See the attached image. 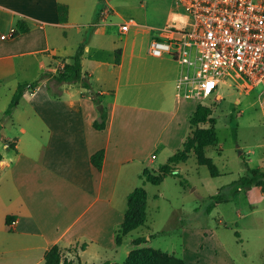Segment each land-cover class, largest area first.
<instances>
[{"label": "crops", "instance_id": "0c3cea01", "mask_svg": "<svg viewBox=\"0 0 264 264\" xmlns=\"http://www.w3.org/2000/svg\"><path fill=\"white\" fill-rule=\"evenodd\" d=\"M60 4L69 7L65 22ZM98 4L0 0V264H46L56 244L77 247L67 250L69 262L122 264L136 247L134 238L126 244V236L117 243L129 195L145 170L159 169L191 136L197 106L177 89L187 67L151 53L158 34L150 26L123 12H97ZM129 18L138 24L122 31ZM19 20L29 29L14 34ZM81 44L91 90L54 77ZM31 57L39 61L33 79L23 63ZM20 84L25 89L11 109ZM104 112L106 127L98 129L94 122ZM102 149L103 166L97 168L92 155ZM252 190L245 194L252 197ZM253 203L248 214L259 205ZM236 234L239 240L229 241L207 226L190 225L177 256L187 264H241L245 250L237 253L228 244L243 242ZM142 236L140 245L151 246L152 235Z\"/></svg>", "mask_w": 264, "mask_h": 264}, {"label": "rangeland", "instance_id": "374dc122", "mask_svg": "<svg viewBox=\"0 0 264 264\" xmlns=\"http://www.w3.org/2000/svg\"><path fill=\"white\" fill-rule=\"evenodd\" d=\"M177 6L176 0H99L96 11L123 12L141 24L150 26L153 33L159 35L160 29L169 22L170 13L173 22L178 18L181 9ZM72 35L76 38L75 33ZM23 63L26 76L33 79L38 73L39 61L31 57ZM44 76L48 77L49 72ZM262 90V85L250 88L240 76L235 79L229 76L222 79L212 96L189 99L195 107L203 103L212 109V120L200 127H212L218 135L216 145L208 146L205 153L214 159L221 174L212 176L208 165L199 163L196 152L191 149L187 161L180 163L175 170L180 176L167 175L159 184L148 181V176L144 177L139 186H143L148 195L147 221L145 225L125 235L128 240L126 244L131 242V238L150 233L153 237L151 246L181 255L185 227L207 226L229 241L239 240L236 234L239 230L243 234V242L239 245L235 241L228 244L235 246L237 253L245 250L246 254L240 257V263L264 264L263 191L255 184L252 186V197H248L245 190L237 192L238 196L229 189L221 190L247 174V164L264 169V109L260 102ZM199 134L191 133L194 138ZM150 172V176H158V171L151 169ZM182 180L186 182L185 185L181 183ZM218 194L230 199L209 208L214 196ZM253 202L259 205L248 214ZM239 215H243L239 221L241 228L237 224ZM136 247L147 246L139 244ZM59 248L63 262L70 261L68 249L72 252L77 249H67L60 245ZM73 261L78 264L76 258Z\"/></svg>", "mask_w": 264, "mask_h": 264}, {"label": "built area", "instance_id": "2783aa9c", "mask_svg": "<svg viewBox=\"0 0 264 264\" xmlns=\"http://www.w3.org/2000/svg\"><path fill=\"white\" fill-rule=\"evenodd\" d=\"M181 9L151 42L153 55H170L187 69L177 81L179 95L207 98L223 78L240 76L250 88L262 85L264 109V0H176ZM138 24H120L128 31ZM4 38L7 35H3ZM244 87V86H243Z\"/></svg>", "mask_w": 264, "mask_h": 264}, {"label": "trees", "instance_id": "16d2710c", "mask_svg": "<svg viewBox=\"0 0 264 264\" xmlns=\"http://www.w3.org/2000/svg\"><path fill=\"white\" fill-rule=\"evenodd\" d=\"M60 19L62 22L68 20L69 7L66 4L59 5ZM29 29V26L26 24L24 20H19L18 29L15 30L14 34H18L20 32H25ZM84 53V44H81L74 56H71L68 61V58H65V65L60 67L58 72L54 75L56 81L58 83L63 82H80L82 86L91 90L92 85L89 81L88 73L83 72L82 58ZM35 86V84H31V87ZM25 89L24 84H20L18 90L13 98L11 103V109L16 106L23 94ZM91 92V91H90ZM95 94V93H94ZM96 95V94H95ZM96 98V96H95ZM99 101L98 99H95ZM108 113L104 112L101 119H97L94 122V125L98 129H104L106 127ZM212 120V109L210 106L205 105L203 103H199L197 105L196 110L190 116L191 128L193 135L197 132H200L199 136L194 138L192 135L187 139L184 144V147L179 149L175 154H173L167 162L162 164L158 171V176L149 175L150 170H145L143 173V177L150 182L155 184L161 183L167 175H175L180 176L179 172H175L177 166L186 162L190 150L194 149L196 152V158L201 164L208 165L212 176H219L221 174L220 169L214 162L212 157L206 155L205 150L208 146L216 145L218 141V135L214 128L212 127H203L201 128V124ZM200 127L199 130L196 128ZM195 132V133H194ZM192 137V138H191ZM10 144L9 146H11ZM105 157V151L102 149L95 154L92 155V162L97 168H102ZM2 155L0 153V159ZM248 166V173L241 176L239 179L233 181L231 184L223 187L221 190L229 189L233 194L240 192L241 190H245V193H248V190L255 184L260 187L264 191V169L260 167H252ZM155 171V170H153ZM183 185L186 184L184 180L181 181ZM221 193V192H220ZM147 191L143 186L137 187L130 195L128 199V210L125 215V220L119 226L117 230V243L120 245L123 242L124 236L128 233L134 231L146 224L147 221ZM228 196H224L221 194L214 196L213 203L209 206L212 208L217 203L225 200H229ZM12 217L8 216V222L12 223ZM146 241L145 236H139L134 239V244L139 245L142 242ZM46 264H74L71 262H63L62 253L60 252L59 245H54L46 254L45 257ZM78 264H81L80 259L78 258ZM122 264H187L186 261L175 254H171L169 252L163 251L161 249H157L151 246L147 247H135L127 259ZM193 264V263H190Z\"/></svg>", "mask_w": 264, "mask_h": 264}]
</instances>
